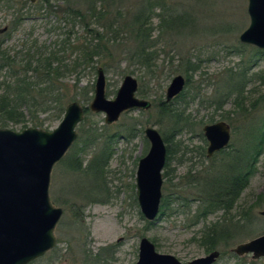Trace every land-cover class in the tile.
<instances>
[{"label":"rangeland","instance_id":"374dc122","mask_svg":"<svg viewBox=\"0 0 264 264\" xmlns=\"http://www.w3.org/2000/svg\"><path fill=\"white\" fill-rule=\"evenodd\" d=\"M93 3L108 11L104 19L97 21L99 12H87V6ZM144 8V12H154L148 22V38L152 40L149 51L154 52L149 69L133 57L139 42L124 28ZM169 16L182 19L169 26L165 24ZM249 25L248 0H0V40L5 41V50L19 55V61L36 53H56L68 65L70 71H64L56 81L65 107L78 102L89 109L99 69L105 72L108 100H114L124 78L132 76L139 84L136 96L151 103L148 109L124 112L112 124L106 123L105 113L89 110L84 115L77 128V141L51 175L50 199L63 210L54 231L56 246L30 264H136L143 238L153 242L158 253L172 255L183 264L210 254L194 239L204 226V222L193 225L195 204L190 203V209L184 212L175 207L173 214L158 215L155 222L144 218L137 200L136 174L139 161L150 149L145 128L154 127L161 135L170 131L172 122L160 105L167 102L173 78L184 76L183 72L190 77L191 85L185 87L183 97L166 103L185 110L186 122L171 137L177 153L163 170L162 199L170 191L187 194L188 188L180 187L189 171L196 175L223 157L217 155L220 151L207 158L206 125H230L231 140L224 150L231 146L245 150L258 132L264 133V51L240 42ZM96 44H101V56L84 61L83 56L93 54ZM186 60L197 65L196 72L184 71ZM26 65L23 62L15 70L33 83L34 67L28 71ZM8 74L0 71L1 83L10 82ZM34 88L36 97L29 99L31 110L22 108L24 123L4 122L0 117V126L21 132L34 128L35 120L46 121L41 128L45 131L60 125L62 120H52L48 87L41 84ZM112 135L115 137L110 138ZM101 152L110 153L102 176L96 178L80 167L74 169L76 159L84 161L85 168ZM167 170L169 179L164 176ZM263 194L264 153L250 184L228 215V221L234 220L230 225L240 221L249 228L230 230L226 242L216 250L220 258L215 264H264V257L232 252L264 235V217L260 215ZM222 218V212H217L206 223Z\"/></svg>","mask_w":264,"mask_h":264},{"label":"water","instance_id":"95a60500","mask_svg":"<svg viewBox=\"0 0 264 264\" xmlns=\"http://www.w3.org/2000/svg\"><path fill=\"white\" fill-rule=\"evenodd\" d=\"M35 3L37 0H29ZM249 27L241 34L240 42L264 51V0H248ZM186 80L178 75L167 89V101L181 94ZM138 82L126 76L114 100L106 98V76L98 70L94 98L89 110L105 113L106 123L112 124L129 110L150 108L149 101L136 94ZM85 109L78 103L67 105L60 125L53 131L28 128L21 132L0 129V264H30L55 248L54 234L63 210L50 199L51 175L78 139V126L83 122ZM203 133L208 141L207 156L227 149L231 128L226 122L206 125ZM150 149L143 157L136 174L139 207L148 222H155L161 209L163 170L167 161L166 143L154 127L144 131ZM264 217V210L260 212ZM232 252L242 256L253 253L264 257V235L237 246ZM219 251L195 259L188 264H215ZM136 264H183L172 255L160 254L155 244L143 238Z\"/></svg>","mask_w":264,"mask_h":264},{"label":"trees","instance_id":"16d2710c","mask_svg":"<svg viewBox=\"0 0 264 264\" xmlns=\"http://www.w3.org/2000/svg\"><path fill=\"white\" fill-rule=\"evenodd\" d=\"M157 5H160V3L157 2ZM146 9L147 8H144L141 12H137L133 17L134 22H132V24H126L124 28L126 30L128 29L127 31H129V33L134 34L135 39L139 42V46L135 49V55L133 57L140 66L149 69V61L152 59L151 57L154 52L149 51L152 47V40L148 38V32L150 30L148 24L151 23L154 12H144ZM79 12L81 11L79 10ZM87 12L93 15L95 12H99V15H96V19L99 21L105 18L108 11L105 7H96L95 3H93L87 6ZM167 19L168 23L165 24L171 26L175 22L178 24L182 16H169ZM99 42L100 39L98 40V43ZM4 45L5 41L0 40V71H9L8 77L10 78V82H0V91H2V94H0V117L4 122L24 123L26 116L22 108L31 110L29 107V99L33 100L31 96L36 97V95H33V90H35L34 87H41V84H44L48 87L46 93H48V97H50L49 102L51 103L53 111L52 120H62L66 104L63 100L64 95L59 89H56V81L59 80V75L61 76L64 74V71H70L68 65L61 62L56 53H52L50 56H46L47 54L43 52L36 53L33 54V56L31 55L27 60L21 59L19 61L17 57L19 55L11 54L10 50H5ZM100 49L101 44H96L93 54H85L83 56L84 61H93L94 57L99 58V56H101L99 55L101 54ZM23 62H26L28 71H30L29 69H31L32 66L34 67L31 69L35 72L34 78L31 77L34 80L33 83L29 82L30 79L27 75L23 76L15 70L21 66ZM183 68L186 72H196L197 65L193 64L190 60H186L183 63ZM26 73L27 72H25V74ZM184 73L185 72L182 74L185 76L186 74ZM185 78V87H189L191 85L190 77L186 75ZM42 93L43 91L40 90L39 94L41 95ZM183 94L184 92L175 99L178 100L183 97ZM166 103H161L160 109L163 111L167 120L172 122L170 131L165 132L164 135L162 134L167 147V162L165 169H168L170 160L177 153V149L175 148L176 145L172 144L171 137L174 133L184 128L183 123L186 121H184L183 116L185 115V110L180 111L178 109H173V107H169ZM85 114H89V109L85 108ZM33 124L34 128H40V130H42L41 128L44 127L46 121L35 120ZM5 126L6 125L2 124L0 128H5ZM259 130H261V128H259ZM114 137L115 135L110 136V138ZM107 141H110V139ZM246 148L247 149L243 150L241 147L231 146L228 150L221 151V153L217 154L223 156L221 160H214L208 167L196 173V175H192V171H189L184 179L185 182H183L185 184L180 187L182 189L188 188L189 192L187 194L179 195L170 191L167 196L164 195L161 201L159 218L166 216L167 212H169L168 215H170V212L173 214V211H176V209H174L175 207L182 209L180 211L184 212L190 209V203L196 205L191 216L193 225L204 222V226L198 237L194 239L206 253H211L222 247L230 236L231 229L240 228L241 230H245L247 227L249 228L248 225L246 226V224L240 223V221L235 222V224H233L234 226L230 225V222L234 220L228 221V215L233 211L242 192L250 184L252 177L256 173L257 164L264 153V133L258 132V134L253 137V143L250 142ZM102 152L100 156H95L88 162L85 168H83L84 161L76 159L74 169L80 167L84 169L86 173H90L96 178L102 176L110 157V153L106 154ZM164 176L167 179L170 178L169 170L165 171ZM181 184H179V186ZM261 199H264V194L261 196ZM217 212H222V220L210 224L206 223L207 219ZM148 224L152 225L153 223Z\"/></svg>","mask_w":264,"mask_h":264},{"label":"flooded vegetation","instance_id":"af4514ba","mask_svg":"<svg viewBox=\"0 0 264 264\" xmlns=\"http://www.w3.org/2000/svg\"><path fill=\"white\" fill-rule=\"evenodd\" d=\"M138 86H139V84H138ZM138 89H139V87H138ZM137 92H138V91H137ZM179 95H180V94H179ZM179 95H178V96H179ZM166 96H167V95H166ZM178 96L174 97L173 99L177 98ZM173 99H172L171 101H167V102H172ZM205 139H206V138H205ZM207 142H208V141H207ZM217 153H218V152H217ZM217 153H215L214 156H215ZM214 156H213V157H214ZM213 157H211V158H213ZM207 158H208V156H207ZM211 158H208V159H211ZM166 162H167V161H166ZM165 166H166V165H165Z\"/></svg>","mask_w":264,"mask_h":264},{"label":"bare ground","instance_id":"6f19581e","mask_svg":"<svg viewBox=\"0 0 264 264\" xmlns=\"http://www.w3.org/2000/svg\"><path fill=\"white\" fill-rule=\"evenodd\" d=\"M151 104V103H150ZM160 133V132H159ZM161 134V133H160ZM140 162V161H139Z\"/></svg>","mask_w":264,"mask_h":264}]
</instances>
